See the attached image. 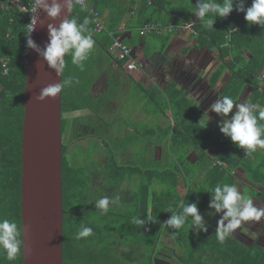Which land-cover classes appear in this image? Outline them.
Returning a JSON list of instances; mask_svg holds the SVG:
<instances>
[{"label": "trees", "instance_id": "obj_1", "mask_svg": "<svg viewBox=\"0 0 264 264\" xmlns=\"http://www.w3.org/2000/svg\"><path fill=\"white\" fill-rule=\"evenodd\" d=\"M19 1L26 11L12 7L10 0H0V218L17 222L22 238L21 143L27 78L26 25L31 21L28 8L31 0ZM87 1L89 8L77 5L71 17L78 22L89 19L95 46L84 62L83 70L71 63L70 56L65 57L62 81L71 79L73 84L61 92V129L68 127V115L77 118L90 112L97 115L98 120L91 126L84 122L90 131L80 129L72 140L83 138L86 144L90 142L88 149L91 141L97 140L89 136H100L103 114L110 103L102 99L105 92L94 93L91 86L112 64L121 69L124 67V61H117L108 52L112 35L120 34L121 25L129 30H138L146 23L163 26L193 23L195 33H187L195 40L196 47L216 50L221 60L219 70L212 75V84L219 80L225 69L230 72L222 97L231 96L238 102L245 89L251 88L250 103L257 105V116L264 110V80H261L264 72V29L257 25L248 26L243 13L234 10L226 19L217 18L214 29H208L191 13L197 0L179 9L170 8L171 0H138L136 11L133 6L137 0ZM251 4L252 0H246V7ZM90 9L103 17L104 29L101 32L95 31V24L89 16ZM131 15L132 19L136 18L135 25L131 24ZM232 28L238 32L229 36L226 32ZM152 34L161 42L162 48L158 53L165 59V47L176 33ZM226 58H229L227 62ZM160 100L162 103L155 100L157 114L168 120L171 116L172 121L165 127L159 126L162 133L159 141L168 136V146L177 157L173 165L141 169L136 166L137 160L133 155L124 158V153L109 152L103 162L94 158L91 165L78 166L68 159L69 146L62 149L63 264H152L156 245L163 243L161 237L164 234L176 242L181 253L177 250L174 253L182 264H264V246L258 243L248 246L233 237L221 243L216 237V229H212L210 224H207L208 232L196 233L188 223L175 236L172 235L174 229L163 225L171 215L165 212L166 209L171 206L179 211L182 201L194 203L198 200L199 212L205 211L211 188L217 184L238 183V175L233 173L236 168L244 172L245 192L250 189L251 198L258 197L264 202V150L258 149L251 156H245L243 150L234 147L217 126L208 124L204 129L199 123L201 108L175 85H170L167 95ZM93 118L96 120L95 116ZM259 123L264 124V120H259ZM104 144H107L106 139ZM77 146L86 148L81 143ZM190 149L198 156L196 169L187 158ZM211 149L218 151L214 161L220 164L211 160ZM149 156L160 162L156 155ZM204 172L205 176L197 187L190 186L183 192L179 189L180 183L188 177L193 180ZM136 180H139L138 187L132 189ZM156 183L163 190L155 191L152 187ZM104 195L119 196L120 202L117 206H110L106 215H101L95 208V202ZM132 217L144 219L146 225L132 224ZM80 224L91 227L94 234L82 240L75 239ZM0 264H23V254L10 262L0 253Z\"/></svg>", "mask_w": 264, "mask_h": 264}, {"label": "clouds", "instance_id": "obj_2", "mask_svg": "<svg viewBox=\"0 0 264 264\" xmlns=\"http://www.w3.org/2000/svg\"><path fill=\"white\" fill-rule=\"evenodd\" d=\"M79 5L85 7V0H31L29 5L32 13L31 21L26 25L27 46L35 50L46 63L47 67L54 70L58 75L65 66V57H71V63L81 70L84 69V62L95 46L92 31L89 27L90 21L84 18L78 22L71 17L74 7ZM39 10V11H38ZM243 13L248 26L257 25L264 29V0H252L250 7H246V0H197L192 6V12L199 23L208 28L214 29L217 18L226 19L233 11ZM43 13L48 21L60 20L57 26L54 23H47L48 44L41 50L31 39L30 34L38 24H44L40 13ZM238 29L232 28L226 33L230 36ZM194 59H184L183 70L193 68ZM71 79H65L58 83H52L42 88L39 94L32 99L37 102H44L48 98H55L65 87L72 84ZM78 82V81H77ZM257 105L249 103L246 99L235 102L231 96L216 98L214 102L204 111L199 123L207 128L213 117L209 113H214L219 121L217 127L219 132L228 139L231 144L243 150L245 156H251L258 149L264 150V124L259 120H264V110L256 114ZM210 200L208 204L209 216L219 214L215 230L219 242L223 243L230 237H234L237 229L243 227L247 222H260L264 218V206L254 204L253 198L246 196L238 183L217 184L208 192ZM120 202L119 196L109 197L104 195L96 200L95 208L101 215H106L110 206H117ZM199 201L194 203H184L179 205V211L169 206L165 212L170 213V218L163 225L174 229L173 236L179 230L190 223V229L196 233L208 232V225L198 210ZM131 223L143 227L145 220L139 217H132ZM93 229L84 224H80L75 239L82 240L92 236ZM23 251V240L21 229L17 222L8 218H0V253L5 255L8 261H15Z\"/></svg>", "mask_w": 264, "mask_h": 264}, {"label": "water", "instance_id": "obj_3", "mask_svg": "<svg viewBox=\"0 0 264 264\" xmlns=\"http://www.w3.org/2000/svg\"><path fill=\"white\" fill-rule=\"evenodd\" d=\"M39 11V10H38ZM38 24L31 39L43 50L48 44L47 23ZM27 78L22 122L21 219L23 264H63V188L61 93L37 102L32 97L49 84L62 81L33 49L27 51Z\"/></svg>", "mask_w": 264, "mask_h": 264}, {"label": "crops", "instance_id": "obj_4", "mask_svg": "<svg viewBox=\"0 0 264 264\" xmlns=\"http://www.w3.org/2000/svg\"><path fill=\"white\" fill-rule=\"evenodd\" d=\"M138 2L139 1H136V5H134L133 7L134 11L138 10L139 7ZM128 19L129 17L127 16V20ZM150 35L151 34L142 37L139 34V29L129 30L125 28L124 25H121L119 36H121V38L125 42H127L132 46L134 59L141 66L137 71L126 72L124 67L123 69H121L117 64H112L110 70H108L107 73L109 75L108 76L109 85L107 88L105 87V89L102 92H106L111 84L114 85V82L116 85L118 83L121 84V82L124 81L127 77L128 78L133 77L138 88L140 87L142 92H145L146 90L153 91L154 89H160L162 94L158 95L159 98L165 97L167 95V89L170 85H175L178 89L184 91L185 95L189 99L194 101L201 108V112L203 115L204 111L211 105L212 102H214L216 98H222V92L224 86L228 78L230 77L229 70L225 69L222 72L221 76L219 77V80H216V82L212 84L211 81L212 75L219 70L218 68L221 65V60L218 53L214 49L197 48L195 40L192 39L188 33L186 34L182 33V34H176L170 38L167 46L165 47L166 50L164 52V55L166 58L162 59V55L158 53V50L161 49L162 46L160 45V47H155L153 46V44L150 45L147 39ZM159 43L161 44L160 41ZM189 58L194 59L195 63L193 65V68H190L189 70L185 71L183 70L184 68L183 60ZM102 76L99 79H97L96 83L94 84L93 90L95 92L97 90L96 89L97 85H99L98 81L102 78ZM104 78H106V76H104ZM113 88L116 87L113 86ZM246 92L248 93L249 90ZM247 95L248 97L246 98V100L250 103V93ZM151 96L154 98L151 97L150 98L151 103L148 102V104L156 105V101H155L157 100L156 97L154 95ZM145 101H147L145 97L140 99L139 106L137 108V110L140 109V111L137 112L140 115H137L135 119L136 121L143 116L149 115L150 117L153 116L154 113L157 114L158 112V109L156 110L148 109L149 105L145 106L146 104ZM117 105L118 102L117 101L115 102L113 100V103L109 105V107L105 110L103 114L104 119L102 120L103 125L101 126V130L103 132V137L106 140L111 138L109 137V134L111 133L110 126H112L110 121V114L113 112L112 106H114V108L115 107L118 108ZM209 115L212 117L215 116L214 113H209ZM170 120L172 121L171 116L169 120L165 118V119H161L160 122H162L161 123L162 125H168V121ZM154 121L157 122V119ZM217 123L218 122L215 123L213 122L211 124L217 126ZM159 126L160 124L157 126V129H159ZM144 131L151 133L154 132L153 125L150 127L147 126L144 129ZM125 136L128 143L131 142V144L128 145L129 146L131 145V147H133V142H132L133 137H131V132L126 133ZM167 142H168V136L164 137L161 142L159 141V144L163 146L165 145L166 147L169 148ZM104 146L105 147L108 146V143L106 145L104 144ZM160 147L161 146H158L157 148ZM127 152L128 151L121 152L125 154L124 158L131 157L128 156ZM217 152L218 151L215 149L209 150L210 158L214 162V164L216 163L220 164L219 161L218 162L214 161ZM153 153H155L157 159H159L160 161L164 160L162 157L159 158L158 151L157 154L156 152H151L150 154ZM189 159L191 160L192 163H195L198 160L197 153L192 149L189 150ZM234 172L235 173L237 172L236 174L238 175V186L242 189L243 193L246 196L251 197L252 193H250V189L247 190L246 192H245L246 189H244V185L246 182L244 172L239 168H236L233 171V173ZM204 176H205V172L203 174L202 173L197 174L193 178V180H191L190 177H188V179L185 180L186 189L190 186L197 187L202 182L201 179ZM253 200H254V204L264 206V202L260 198L253 197ZM207 210L208 208L203 212H206ZM203 212H201L200 214H202ZM218 219H219V214L215 216H210L208 218V221H212L211 224H214V225L210 224L212 226V229H216L217 226L216 222ZM247 223L245 226H243L247 228V231H244L243 228L237 229L233 238L237 239L238 241L248 246H251L255 243L264 246V228H263L264 218H262L260 222H253L251 224H247ZM165 235L166 234L162 235L161 237L162 240L165 239L166 241H171L170 237L166 235L165 238ZM169 243L172 247V251L164 250V247ZM175 245L176 243L174 241L167 242L166 244H162L158 242V244L156 245L155 252L152 256L153 257L152 264H182L179 260L175 259L174 256ZM160 247H163V249H160ZM177 248L179 247L177 246ZM177 252L181 253L179 249L177 250Z\"/></svg>", "mask_w": 264, "mask_h": 264}, {"label": "rangeland", "instance_id": "obj_5", "mask_svg": "<svg viewBox=\"0 0 264 264\" xmlns=\"http://www.w3.org/2000/svg\"><path fill=\"white\" fill-rule=\"evenodd\" d=\"M191 3H192V0H171L169 6L170 8H173V9H179L181 7H185L186 4H191ZM130 20H131L132 25L136 24V18L134 17V19H132V15L130 17ZM147 39L150 45L153 44V46L155 47H160L161 44L159 43V40H157L154 34H151ZM228 60L229 58H226L225 62H227ZM107 70H110V69L107 68ZM107 70H105L106 72L103 73L106 75H103L102 78L98 81L99 85H97L96 93L102 92L105 89V87L107 88L109 85V81H108L109 75L107 74L108 73ZM104 76H106V78H104ZM261 80H264V72L261 75ZM95 83L96 82L92 84L91 91H94L93 87ZM72 86H75V85H72ZM113 86L116 88H113ZM248 90L249 92L247 93L246 91ZM250 90L251 88H246V90L242 93L240 99L241 100L246 99L248 97L247 94L251 93ZM159 94H162L160 89H154L153 91H150V92L148 90H146L145 92H142L140 87L138 88L133 77L131 78L127 77L124 81L121 82V84H118V85H116L115 82H114V85L111 84L109 86V89L103 94V97H102L103 101L110 103V105L113 103V100L115 102L116 101L118 102V105H117L118 108L117 107L114 108V106H112L113 112L110 114V121H111L112 126H110L111 133L109 134V137L111 138L106 140V142L108 143V146L104 147L102 143L103 141L101 139L91 141V147L88 149L81 148L76 145L74 146V149L72 150V152L70 151V153L68 154V159L70 160V162L74 165L85 166L87 165L86 163H89V164L93 163L94 158H96L97 162H103L105 160V155H108L109 152H115L114 154H116L118 152L121 153L122 151H125V152L128 151L127 152L128 156L129 154H132L133 156L132 155L131 156L137 160V162L135 163L136 166L141 167V169H143V167H149L151 169H159V168H164L167 166L169 167L173 165L174 160L177 159L176 155L173 153V151L170 148L166 147L165 145L163 146L159 144V139L162 133L160 131V128L157 129V126L159 124L162 125L161 124L162 122L160 121L161 119H165V118H163V116L161 115H157L156 113H154L153 116L149 117V115H146V116L139 118L137 121L135 120L137 115H140L139 113H137L138 111H140V109L137 110L140 99L145 97L147 99V101H145L146 102L145 106L149 105L148 109L156 110L158 109L156 105H150L148 104V102L151 103L150 101L151 95H154L156 99L160 101V103H162V101L160 100L158 96ZM241 100H239V102ZM94 116L98 120V116L97 115H94ZM156 119H157V122L154 121ZM85 120H87V118ZM88 120H90V118H88ZM212 120L215 123L219 121V118L214 116ZM152 125L154 128V132L151 133V132L144 131V129L147 126L150 127ZM162 126L165 127V125H162ZM128 132H131V137H133L132 139L133 147H131V145L130 146L128 145V144H131V142L128 143L126 136H125V134ZM99 135L103 136V132L101 129H100ZM89 143L90 142H87L86 145H88ZM158 146H161V147L157 148ZM118 147H120V150L118 149ZM87 151L90 153H88ZM157 151H158L159 158L162 157L164 160L160 162L154 161L151 158V156H149L151 152H156L157 154ZM153 154L155 155V153ZM146 157H148V159H145ZM192 164L195 165V169H196L198 166L197 161ZM138 183H139V180H136L134 182V186H132V189H137ZM152 188L157 192L163 190V187L158 185L157 183L154 184ZM179 189L182 192L186 189V181H184V183L183 182L180 183ZM208 211L209 209L206 212H203L201 215L203 216L206 224L207 223L211 224L212 221H208V218L210 216L206 214ZM251 223L253 222H248L247 224H251ZM211 225H214V224H211ZM243 229L244 231H247V228H243ZM165 238H166V235H165ZM170 239L171 241H174L172 237H170ZM171 241H166L164 239L162 244H166L167 242H171ZM160 249H163V247H160ZM164 250L172 251V247L170 243L164 247ZM175 250H178L176 245H175ZM174 256H175V259L177 260L176 255Z\"/></svg>", "mask_w": 264, "mask_h": 264}, {"label": "built area", "instance_id": "obj_6", "mask_svg": "<svg viewBox=\"0 0 264 264\" xmlns=\"http://www.w3.org/2000/svg\"><path fill=\"white\" fill-rule=\"evenodd\" d=\"M85 4H86L85 8H89L87 0H85ZM10 5L12 7H18L20 11H24V10L26 11L25 7L20 4L19 0H10ZM31 16L32 13L30 12V19ZM89 16L92 17L93 23L95 24V31L101 32L104 29V20L102 15L99 12L95 11L94 9H90ZM188 31L195 33V30L193 29V23H185L179 26H175L173 25V23H170L168 26H163L155 23H146L143 27L139 29V34L140 36L144 37L152 33L162 34L166 32H175L176 34H182V33H187ZM112 36H113V41L108 47V52L117 61L125 62L124 69L126 70V72L137 71L141 65L138 64L134 59L132 46L127 42H125L121 38V36L119 35L116 36L112 35ZM4 66H6V64Z\"/></svg>", "mask_w": 264, "mask_h": 264}, {"label": "flooded vegetation", "instance_id": "obj_7", "mask_svg": "<svg viewBox=\"0 0 264 264\" xmlns=\"http://www.w3.org/2000/svg\"><path fill=\"white\" fill-rule=\"evenodd\" d=\"M91 114V115H89ZM69 119H70V123L68 124V127H66L65 130H62L61 129V132H62V143H63V147L62 149L64 148V146L68 145V150L72 152V150L74 149V146L76 145H79V143H81L82 146L84 147H88V145H86L85 141L83 138H77L76 140H72L73 137L75 136V133H77L78 130H83L85 132H87L88 130L90 131V128L85 124L87 123L89 126L91 125H94L95 122L97 121L94 120V115L90 112H86V113H83L81 116V118L77 117L75 118V116L73 115H68L67 116ZM87 118V120H85ZM88 118H90V120H88ZM86 122V123H84ZM62 126V124H61ZM89 137H95L97 139H100L103 141V146H104V137L103 136H94V134L90 135ZM105 147V146H104Z\"/></svg>", "mask_w": 264, "mask_h": 264}]
</instances>
